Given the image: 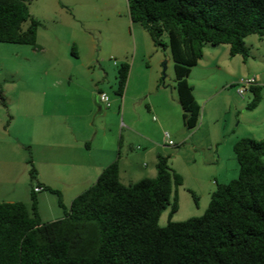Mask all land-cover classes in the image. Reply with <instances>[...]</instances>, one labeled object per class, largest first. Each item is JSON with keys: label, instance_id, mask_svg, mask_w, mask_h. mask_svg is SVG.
Returning a JSON list of instances; mask_svg holds the SVG:
<instances>
[{"label": "trees", "instance_id": "16d2710c", "mask_svg": "<svg viewBox=\"0 0 264 264\" xmlns=\"http://www.w3.org/2000/svg\"><path fill=\"white\" fill-rule=\"evenodd\" d=\"M28 0H0V43L38 50L41 23ZM128 16L156 46L168 48L174 63L175 90L188 130L200 122L201 107L187 82L205 45H227L232 56L249 57L244 40L264 37V0H126ZM29 23L25 30L22 25ZM167 36V42L162 37ZM129 66L117 74L122 97ZM252 87L248 109L261 101ZM0 104L6 107L0 86ZM30 155V148H26ZM238 176L216 184L204 214L158 226L167 207L178 211L173 189L182 178L158 156L153 179L123 185L117 162L103 169L95 183L75 197L64 217L43 222L36 193L30 205L0 203V264H264V138H242L233 145ZM31 164V179L37 171ZM42 188V187H41ZM43 189V188H42ZM64 207L59 191L44 187ZM190 192V191H189ZM193 194V193H191ZM196 200V198H195Z\"/></svg>", "mask_w": 264, "mask_h": 264}, {"label": "rangeland", "instance_id": "374dc122", "mask_svg": "<svg viewBox=\"0 0 264 264\" xmlns=\"http://www.w3.org/2000/svg\"><path fill=\"white\" fill-rule=\"evenodd\" d=\"M27 6L30 15L41 23V27L37 31L36 44L38 49L43 48V51L34 50L30 46L0 43V86L3 89V96L6 101V107L0 105V187L6 185L5 190L7 191L9 188V192H12L14 188L20 187L24 181L30 180L31 188H33L37 182V177L36 180L31 179V164L28 160L32 157V165L37 171V176H41L40 180L47 182L46 180L51 178V186H55L57 188L55 190L61 194L63 208L57 204L58 199L55 195L45 196L49 195L46 191L39 194L41 198L43 197L41 217L46 221H55L64 217L73 197L89 188V186L83 187L86 183L82 185L79 183L84 175L81 176L77 169L75 171L65 169L61 165L53 169L56 174L53 172L51 174L49 166H46L40 160L45 157V152L35 147V143L31 141L32 139L16 136L13 133L19 128L20 123L14 125V129L11 127L7 129L9 122H11V115H14V108L17 105L21 107L25 101L31 103L34 109L38 106L37 102L40 101L38 98L40 99V94L43 92V90L40 91L42 86L43 88H49L50 85L54 87H58L60 84L62 87L68 85V78L66 81L63 79L64 81L60 83L43 75L45 71L39 67L41 60L50 63L57 53L58 60L54 61L59 64L60 69L74 73L75 78L72 80L73 84H77V86L72 87V96L75 103L82 101V98L86 96L83 89H81L82 86L89 85V80L98 77L100 74L99 61L104 69L108 70L109 85L102 87V90L106 92L111 107L103 109L102 115H96L95 109L94 114L89 117L83 116L81 135L82 137H88L89 141L87 142L94 139V145L99 141L102 143L104 141L106 145L113 146L118 155L120 136L124 140L128 136L133 143L129 147L120 150L121 164L125 158V152L136 155L144 151L138 136L125 130V123L128 120H134L138 114L141 116L138 115L137 121L141 120V123L134 132L142 136H149L153 139L154 144L162 145L163 135L168 130L159 129L157 122L148 119L145 89L148 85L149 75L153 71L154 63L160 69V79L163 77L162 70L163 64H165L163 84L170 89L169 86H171L172 80L175 84L174 63L168 48L164 49L162 46H156L149 34L139 24L130 21L126 0H28ZM28 25L29 23H24L22 30H25ZM68 41L74 42L76 56L80 58V61L74 60L75 58L70 55L68 47L64 49V44H67ZM162 41L167 42L166 35L162 37ZM244 42L249 49V53L254 54L255 49L249 46L250 38L244 40ZM207 46L212 47V45ZM64 56L71 57V64L74 65L70 66L63 63ZM93 61L94 63L89 69L88 66ZM124 63L129 66L126 87L130 71L133 69L125 110L122 106V97L117 93L118 86L115 81L118 69ZM126 87L124 91H126ZM215 101L217 102L216 99H214ZM262 105L264 107V102ZM84 110L81 109L78 113L82 115L85 112ZM218 124L220 126L222 121H218ZM208 130L211 132L210 138L214 139L216 137L214 129L208 128ZM97 131L98 133L95 136ZM5 132H9L10 136L7 137ZM200 133H203V130ZM235 133L240 139L246 138L244 137L245 131L243 128L236 130ZM12 135L24 144L23 147L11 148L12 140L10 137ZM160 135L162 139L159 140ZM3 140H7V142ZM171 141L174 143L172 139ZM226 146L224 143L218 149L222 162L228 167L226 168L228 173L224 171L225 167L220 168L219 172L212 167L202 166L200 164L202 158L199 153L195 158L196 163H192L190 156L179 158L175 163L173 162V165L168 163L171 172L179 175L183 182L177 189H173V194H176L178 198V211L170 215V207H167L158 220L159 227H165L169 222H184L202 216L210 200V196L207 195V187L211 186L215 190V183L218 185L226 184L237 178L238 164L236 158L233 153L235 162L232 163L230 154L226 157L228 154ZM27 147L30 148V155L26 149ZM58 162H61V160ZM234 163L237 166H235V170H232L231 167ZM142 164L147 165V161L143 160ZM90 176H87L89 181L92 180ZM142 179L144 178L136 177L134 182L136 183ZM22 200V203H24V200L26 201V199ZM43 207L45 209L42 210Z\"/></svg>", "mask_w": 264, "mask_h": 264}, {"label": "crops", "instance_id": "0c3cea01", "mask_svg": "<svg viewBox=\"0 0 264 264\" xmlns=\"http://www.w3.org/2000/svg\"><path fill=\"white\" fill-rule=\"evenodd\" d=\"M60 16L62 17V15ZM254 36L256 35L248 36L245 39L246 41L250 38L249 46L255 49V53L250 52L247 59L239 55L232 56L230 48L227 45L212 47L205 45L203 47L202 58L190 70L186 79L192 87L194 99L200 107L202 106L199 125L192 130L186 129L182 123V110L177 100L174 80H172V84L169 86L170 89L167 86L165 87L164 84L162 85L160 69L154 63L153 71L149 75L148 85L145 89L146 105L148 107L147 117L149 120L157 122L159 129H167L169 131L165 133H169L171 139L174 141L175 145L172 147L165 146L162 142V145H156L149 136H142L134 132L137 129L136 127H139L141 123V120L137 121L138 115L141 116L138 112L134 120H128L125 123V130L138 136L144 148L142 153L132 155L125 152V158L121 164L122 157L120 150L124 147H129L133 143L128 136L126 140L121 136L119 138V155L116 154L113 146L106 145L104 141L103 143L99 141L95 145L94 139L91 142H87L89 141L88 137H82L81 135V130L83 131L81 120L83 116L89 117L94 114L96 109L94 98L98 102V94L106 93L102 90V87L109 85L108 70H105L99 61L100 74L98 77L91 78L89 85L82 86L81 89H83L86 96L82 98V101L75 103L72 96V87L77 86V84H73L72 80L75 78V75L73 72H66L60 69L59 64L54 61L58 60L57 53L53 56L50 63H45V61L41 60L39 67L45 71L43 75L54 79V81L61 83L68 78V85L65 87H62L61 84L58 87L50 85L49 88H43L42 86L40 91L43 90V92L40 94V99L38 98L40 100L37 102L38 106L34 109L31 103H26L25 101L23 106L17 105L14 108V115H11V122H9L7 129L9 127L13 128L14 125L20 123L19 128L13 133L16 136L32 139L31 141L35 143V147L45 152V157L40 160L46 166H49L50 173L56 174L53 169L59 165L65 169L74 171L77 169L81 176L82 174L84 175L79 180L81 185L86 183L83 187H91L103 169L113 162H117L120 182L125 186L135 183L134 179L136 177L153 179L157 175L156 164L158 156L166 158L167 162L173 165V162L175 163L179 158H188V156L192 158V163H196L195 158L199 153L202 158L200 162L202 166H207V168L212 167L219 172L220 168L225 167L224 171L227 172L226 168L228 167L222 162L218 148L225 143L228 153L226 157L230 154L232 163L233 161L235 162L232 149L233 145L240 139V137L236 136V130L243 128L245 131L244 137L246 138L255 140L264 138V107H262L264 102V37ZM66 47L69 48L70 55L75 58L74 60L80 61V58L76 56L74 42L68 41L67 44H64V49ZM38 50L42 52L43 48H39ZM64 57L63 63L70 66L74 65L71 64V57ZM93 63L94 61L88 66L89 69H91L90 67ZM132 70L130 71L126 91H124V95L122 96L124 110L125 106H127V94L132 79ZM244 77H254L256 87L261 89V101L254 109H248V105L252 100L251 92L244 99L239 98L236 93V82ZM115 81L117 82V76L115 77ZM214 99L217 102H214ZM81 109H85L82 115L78 113ZM218 121H222L220 126ZM208 128L214 129L216 136L214 139L210 138L211 132ZM202 130L203 133H200ZM97 133L98 131L95 136ZM5 135L7 137L10 136L9 132H5ZM16 136L12 135L10 137L12 145L8 143L12 149L15 147L20 148L24 145L18 141ZM160 139H162L161 135L159 136ZM3 141L7 142V140ZM30 146L32 147L31 142ZM60 160L61 162H58ZM143 160L147 161V165L142 164ZM235 166H237L235 163L232 164V170H235ZM89 175L92 178L90 181L89 177H87ZM40 177L39 175L37 176L35 186L42 187L43 189L44 187L57 189L55 186H51V178H46L47 182H43L40 180ZM5 187L7 188L6 185L0 187V203L21 202L22 199H26L24 203L28 206L30 205L31 192L34 189L33 186L31 188L30 180L24 181L20 187L14 188L12 192H9V188L6 191ZM207 188V195L209 196L214 189L211 186ZM43 192L45 191L36 193L38 214L43 222H52L51 220H44L40 214L43 197L41 198L39 194ZM47 194L49 195L45 196L50 197L52 195L49 192ZM75 197L70 200L69 206ZM46 210L48 212L47 208Z\"/></svg>", "mask_w": 264, "mask_h": 264}, {"label": "built area", "instance_id": "2783aa9c", "mask_svg": "<svg viewBox=\"0 0 264 264\" xmlns=\"http://www.w3.org/2000/svg\"><path fill=\"white\" fill-rule=\"evenodd\" d=\"M256 86V80L254 77H244L240 78L236 82V93L239 98L244 99L245 96L250 92L252 87ZM98 102L102 105L103 109H109L111 107L108 96L105 93L98 94ZM163 143L167 146H173L174 143L171 141L169 134L164 133L163 135ZM33 191L35 193H39L43 191L41 187L35 186Z\"/></svg>", "mask_w": 264, "mask_h": 264}, {"label": "water", "instance_id": "95a60500", "mask_svg": "<svg viewBox=\"0 0 264 264\" xmlns=\"http://www.w3.org/2000/svg\"><path fill=\"white\" fill-rule=\"evenodd\" d=\"M166 67L165 64H163V70H162V79H161V83L163 85V81H164V73H165ZM94 106L96 108V115H102L103 113V108L102 105L100 103L97 102V100L94 98Z\"/></svg>", "mask_w": 264, "mask_h": 264}, {"label": "clouds", "instance_id": "9594fccd", "mask_svg": "<svg viewBox=\"0 0 264 264\" xmlns=\"http://www.w3.org/2000/svg\"><path fill=\"white\" fill-rule=\"evenodd\" d=\"M255 87V86H254ZM106 94V93H105ZM99 103V102H98ZM103 108V107H102Z\"/></svg>", "mask_w": 264, "mask_h": 264}]
</instances>
